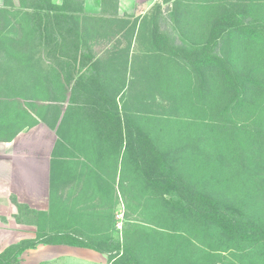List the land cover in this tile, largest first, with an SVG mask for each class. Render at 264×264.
<instances>
[{"label": "rangeland", "instance_id": "obj_1", "mask_svg": "<svg viewBox=\"0 0 264 264\" xmlns=\"http://www.w3.org/2000/svg\"><path fill=\"white\" fill-rule=\"evenodd\" d=\"M145 3L135 14L119 16L120 22L114 25L111 35L103 39H95L94 33L88 36V45L99 62L92 82L98 84L108 98L116 100L124 118H132L134 125L146 132L150 143L163 154L167 173L175 172L188 186L214 193L221 204L244 199L247 213L262 216V147H256L255 152L252 145L247 151L241 150L239 161L243 160L244 168H233L236 166H233L232 158L237 153L221 144L217 137L222 134L216 126L218 101L222 97L218 89L216 98L200 97L197 78L181 57L204 42L210 24L224 8L236 7L235 2L146 0ZM262 4L264 6V2ZM246 7L255 13L264 12L258 4L251 7L248 3ZM2 9L1 26L8 24L4 31L20 34L25 23L21 19L22 10ZM115 29L120 30L115 32ZM162 38L163 50H158L155 43L161 42ZM225 44L221 40L216 51L227 59ZM27 77L21 78L32 79ZM211 79L215 82L214 78ZM26 83L29 84L20 80V89L26 88ZM5 85L0 84V99H19L28 114L20 112L19 119L14 120L11 109L1 115L2 125L6 129L10 124L15 125L11 128L15 132L12 137L22 131L19 139L26 140L27 144L22 148L28 152L21 158L14 152L8 156L11 162H17L14 165L19 166L14 170H23V173H13L17 175L12 179L0 178V186L9 185L8 194L0 192V250L36 236L41 229L57 225L60 228L63 218L60 210L69 209L73 215L72 230L98 241L109 237L122 246H130L138 253L141 264H164L174 254L173 243L169 247V243L165 246L162 243L158 248L159 233L164 236L163 240L171 238L174 242L175 236L185 239V254L191 260L202 258L209 251L222 257L224 264L229 261L233 264H264L249 262L233 247L210 249L211 240L200 229H195L189 220L171 219L170 216L168 219L159 218L157 211L160 206L154 196L160 188L146 183L128 159L112 151H101L98 141L80 137L74 142L79 143L72 149L74 157L62 156L57 162H52V153L58 145L64 151V147L71 143L60 138L57 129L40 118L50 103L48 96L56 98L58 94L46 96L42 87L19 92ZM27 103L34 105L30 107ZM66 105L67 101L61 105L60 116ZM49 115L54 116L52 113ZM248 123L252 124L253 119ZM5 138L8 137L0 135V139ZM22 148L10 147L13 151ZM42 162L48 167L46 179L40 177ZM236 171L239 173L234 174ZM242 174L245 176L243 179ZM166 198L176 200L178 196L170 192ZM139 230L142 233L157 231L155 240H151L153 233L149 239H143ZM150 240L155 246L149 245ZM179 256H183L182 251ZM20 261L21 264H111L107 254L64 244H38L24 251Z\"/></svg>", "mask_w": 264, "mask_h": 264}, {"label": "trees", "instance_id": "obj_2", "mask_svg": "<svg viewBox=\"0 0 264 264\" xmlns=\"http://www.w3.org/2000/svg\"><path fill=\"white\" fill-rule=\"evenodd\" d=\"M233 1L236 7L221 10V14L210 24L204 42L181 57L197 78L200 97L216 98L218 89L222 98L218 101L216 126L222 134L217 137L221 144L237 153L232 158L236 167H232L238 169L244 168L243 160L239 161L241 150L247 151L252 145L255 147L253 152L258 146L264 152V12L255 13L246 7L248 3L251 7L258 4L260 10H264V0ZM118 2L101 0L100 12L87 14L84 13L82 0H63L61 4H53L51 0H20L21 19L25 22L22 32L8 34L4 31L8 24L2 27L0 20V82L14 91L42 87L46 96L58 94L56 98L48 96L50 103L40 118L51 128H56L60 138L71 143L80 137L98 141L101 151H112L128 159L146 183L160 188L154 196L160 206L157 211L159 218L168 219L170 216L171 219L189 220L195 229H200L211 240L210 249L233 247L249 262L264 263V214L247 213L244 199L221 204L214 193L188 186L183 177L175 172L167 173L163 154L150 143L146 132L134 125L132 118H124L116 100L108 98L102 88L92 82L99 62L88 45V36L94 33L95 39H103L112 34L114 25L120 22ZM0 12L3 9L0 8ZM119 30L115 29V32ZM221 40L226 43L227 59L216 51ZM155 47L163 50V38L155 43ZM54 65L58 68L55 69ZM26 75L32 79L21 78ZM20 80L29 82L26 83L28 86L20 89ZM66 101V108L60 116L61 105ZM27 105L31 107L34 104ZM11 109L14 120L20 117V112L28 114L19 99H0L1 127H4L1 115ZM51 113L54 116L51 117ZM249 119H253L252 124H247ZM75 147H64L62 151L58 145L52 153V162L62 156L74 157L71 149ZM244 177L242 174L241 179ZM261 178L263 186L260 189L264 194V176ZM170 192L178 198H166ZM60 211L63 217L60 228L57 225L41 229L32 238L7 245L0 251V264H21V254L38 244L89 248L107 254L111 264H141L138 253L130 246H122L109 237L98 241L78 234L72 230L73 215L69 209ZM139 231L143 239H149L153 233L151 240H155L157 231ZM160 234L158 248L162 247V243L164 246L169 243L168 247L173 243L174 254L164 264L225 262L209 251H205L202 258L191 260L185 254V239L175 236L173 242L171 238L163 240L164 236ZM151 240L149 245L155 246ZM181 251L183 256H179ZM228 264L233 263L229 261Z\"/></svg>", "mask_w": 264, "mask_h": 264}, {"label": "crops", "instance_id": "obj_3", "mask_svg": "<svg viewBox=\"0 0 264 264\" xmlns=\"http://www.w3.org/2000/svg\"><path fill=\"white\" fill-rule=\"evenodd\" d=\"M51 1L53 4H61L63 0H51ZM82 1H83L84 12L92 13V14H98L100 12L101 0H82ZM145 2L146 0H119L118 15L123 16L126 14H135L140 7L143 8L146 5ZM0 8L1 9L2 8L4 9L20 8L21 9L20 0H0ZM11 128H13L11 124L8 126V129H6L5 126L4 127L0 126V135L4 134L5 137H8L5 139H0V178H5V179H12L13 177H16L17 174H13V173H16V172L23 173V170H18V171L14 170V167H19V166L14 165L17 162H14V161L11 162L8 156L9 155L12 156L14 152L15 155H18V158H21L23 154L28 152L26 149L22 148L23 146L27 144L26 140L19 139V136L22 134V131H19L14 137H12L13 132ZM7 131H8V134H7ZM77 144L79 143L78 142L70 143L68 148H73V146L75 147V145ZM84 145H86V142L84 143ZM11 146L13 147L19 146L22 149L18 151H13L12 149H10ZM36 155L38 156V154ZM42 156L44 157L45 155H42ZM2 158H4V161H2ZM42 164H44V162H42ZM38 175L39 174H37V176ZM48 175H49L48 167H45V164H44V166L40 170V177L43 179H46L48 178ZM6 185L7 187L0 186V192L3 191L2 192L3 194L9 193V190H8L9 185L7 183Z\"/></svg>", "mask_w": 264, "mask_h": 264}]
</instances>
